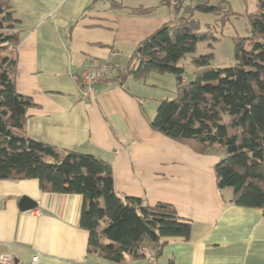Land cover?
Returning <instances> with one entry per match:
<instances>
[{
    "label": "crops",
    "instance_id": "crops-1",
    "mask_svg": "<svg viewBox=\"0 0 264 264\" xmlns=\"http://www.w3.org/2000/svg\"><path fill=\"white\" fill-rule=\"evenodd\" d=\"M136 15L114 0H11L20 31L15 88L31 98L25 131L59 149H74L109 162L115 189L150 205L171 204L192 221L189 239L169 238L155 264H264L261 209L229 202L231 190L218 189L215 163L224 151L197 153L149 126L159 101L172 98L176 79L152 72L99 83L83 101L77 75L93 61L117 51L129 59L137 44L171 17ZM28 196L37 205L21 210ZM83 197L43 192L36 179L0 180V256L45 264H109L87 251L88 232L80 226ZM4 264V263H0ZM110 264H147L145 258Z\"/></svg>",
    "mask_w": 264,
    "mask_h": 264
},
{
    "label": "trees",
    "instance_id": "trees-1",
    "mask_svg": "<svg viewBox=\"0 0 264 264\" xmlns=\"http://www.w3.org/2000/svg\"><path fill=\"white\" fill-rule=\"evenodd\" d=\"M178 1V7L214 14L220 21L232 12L224 10L225 0ZM256 1L247 35L234 40L231 66H212V51L193 55L195 76L185 79L178 62L200 42L211 48L217 38L212 25L201 29L192 17L179 16L141 40L110 78L121 82L128 75L173 74L175 96L159 101L149 126L197 153L221 147L224 155L214 165L217 188L231 190L230 203L259 208L264 215V0ZM113 4L136 15L153 8L129 7L118 0ZM17 23L11 0H0V180L36 179L43 192L81 194L80 226L88 232L89 253L109 264L139 258L155 264L169 238L189 239L192 221L171 204L150 205L117 191L109 162L26 133L33 102L15 88Z\"/></svg>",
    "mask_w": 264,
    "mask_h": 264
},
{
    "label": "rangeland",
    "instance_id": "rangeland-1",
    "mask_svg": "<svg viewBox=\"0 0 264 264\" xmlns=\"http://www.w3.org/2000/svg\"><path fill=\"white\" fill-rule=\"evenodd\" d=\"M130 5L159 6L153 15L171 17L175 20L179 16H189L197 21L201 29L209 27L217 38L212 42V47L207 41L200 42L195 51L187 53L178 62V65L184 70V77L187 80L194 79L196 66L191 61V56L213 52L211 65L214 67H228L234 63V40L237 37L247 35L249 27V17L257 9L256 0H225L222 2L224 10L231 9V13L226 15L221 21L216 20L218 17L214 14L203 13L197 10L188 11L186 7H178V0H123ZM203 0H184L185 3L202 2ZM213 4L219 0H211Z\"/></svg>",
    "mask_w": 264,
    "mask_h": 264
},
{
    "label": "built area",
    "instance_id": "built-area-1",
    "mask_svg": "<svg viewBox=\"0 0 264 264\" xmlns=\"http://www.w3.org/2000/svg\"><path fill=\"white\" fill-rule=\"evenodd\" d=\"M117 51H111L107 58L85 64L81 69L79 77V94L83 101L94 98L96 86L110 78L113 74L115 66L121 63L113 61ZM0 263L4 264H45L39 261L38 255H34L29 262H15L10 255H1Z\"/></svg>",
    "mask_w": 264,
    "mask_h": 264
},
{
    "label": "water",
    "instance_id": "water-1",
    "mask_svg": "<svg viewBox=\"0 0 264 264\" xmlns=\"http://www.w3.org/2000/svg\"><path fill=\"white\" fill-rule=\"evenodd\" d=\"M36 205H37L36 201H34L28 196H22L19 199V207L21 210H28V209L34 208L36 207Z\"/></svg>",
    "mask_w": 264,
    "mask_h": 264
}]
</instances>
